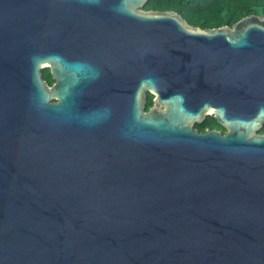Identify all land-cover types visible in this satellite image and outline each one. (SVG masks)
Wrapping results in <instances>:
<instances>
[{
	"label": "water",
	"instance_id": "95a60500",
	"mask_svg": "<svg viewBox=\"0 0 264 264\" xmlns=\"http://www.w3.org/2000/svg\"><path fill=\"white\" fill-rule=\"evenodd\" d=\"M147 2L0 0V264H264V14Z\"/></svg>",
	"mask_w": 264,
	"mask_h": 264
},
{
	"label": "trees",
	"instance_id": "16d2710c",
	"mask_svg": "<svg viewBox=\"0 0 264 264\" xmlns=\"http://www.w3.org/2000/svg\"><path fill=\"white\" fill-rule=\"evenodd\" d=\"M145 9L179 11L190 22L199 17H207V25H232L242 17L251 13L264 14V0H148ZM210 9V12L198 9ZM219 17L217 19L216 17ZM264 133V126L260 129Z\"/></svg>",
	"mask_w": 264,
	"mask_h": 264
},
{
	"label": "flooded vegetation",
	"instance_id": "af4514ba",
	"mask_svg": "<svg viewBox=\"0 0 264 264\" xmlns=\"http://www.w3.org/2000/svg\"><path fill=\"white\" fill-rule=\"evenodd\" d=\"M174 10V9H170ZM199 11L203 12H210L212 10L210 9H198ZM179 12V11H178ZM207 17H199L197 21L195 22H190L187 18V21L191 23L194 26H199L202 28H209V27H219V26H212V25H207V22L205 20L201 19H206ZM217 19L220 18V16L216 17ZM101 74L105 71L104 67L101 66ZM43 78L47 81V83L52 86L57 83V79L54 77L52 73V68L51 67H46L43 69ZM157 93L156 92H147V97H146V103H145V109L146 111H149L151 108H153L156 103H157ZM210 103L209 109H205L202 111V116L199 119L193 120L191 122L190 127L192 130L197 131L201 134L208 133L210 131H217L220 132L222 135H225L228 132V129L224 126L222 120L219 118L217 115V110H218V101L210 99L208 101ZM200 106H191L193 109H198ZM161 109H165L166 106L160 105Z\"/></svg>",
	"mask_w": 264,
	"mask_h": 264
}]
</instances>
